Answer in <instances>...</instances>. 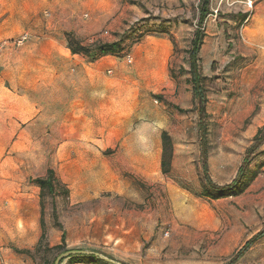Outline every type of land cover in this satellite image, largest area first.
Listing matches in <instances>:
<instances>
[{"label":"rangeland","instance_id":"rangeland-1","mask_svg":"<svg viewBox=\"0 0 264 264\" xmlns=\"http://www.w3.org/2000/svg\"><path fill=\"white\" fill-rule=\"evenodd\" d=\"M33 1L37 11L25 18H8L0 9V43H4L0 76L8 86L16 76L31 81L52 74L49 69L58 66H47L41 45L62 35L66 38L67 32L86 46L119 41L123 53L110 54L125 61L121 70L125 77L113 83L111 101L118 137L114 135L111 143L105 139L109 122L104 113L108 97L101 90L104 79L94 81L97 92L90 113L75 121L82 129L96 128L91 147L68 146L58 155L56 114L33 117L27 132L33 142L21 138L16 144L14 136L1 146L0 137V264L2 257L15 264L24 258L27 264H51L66 250L98 252L123 264H264V162L254 164L255 152L243 164L254 142L246 130L251 117L234 129L227 125L222 129L241 96L240 76L264 51L263 0H251L254 18L243 28L248 0H205L207 13L201 25L203 0H120L117 13L127 17L118 29L110 26L102 10L82 12L76 20L53 19L41 0ZM54 28L59 35L50 33ZM71 29L79 30L78 35ZM197 30L202 33L194 69L203 94L200 102L190 72ZM247 30L253 36H246ZM142 42L166 45L168 59L160 77L145 76L133 84L128 80L133 57L128 63L125 55ZM95 55L94 51L68 54L71 64L59 66L58 73L84 75L97 70L101 76H112L113 71L105 70L106 59L95 62L100 58ZM148 67L152 69L143 62L138 71ZM126 93L129 97L124 99ZM0 113H8L7 98L2 96ZM159 131L160 143L165 131L172 145L167 174L156 154ZM80 152L89 161L79 162ZM49 168L60 186L40 203L33 179L45 176ZM41 204L43 247L32 258L17 250H33L38 244ZM62 233V251L44 250V245L60 244ZM60 264L103 263L74 255Z\"/></svg>","mask_w":264,"mask_h":264},{"label":"crops","instance_id":"crops-1","mask_svg":"<svg viewBox=\"0 0 264 264\" xmlns=\"http://www.w3.org/2000/svg\"><path fill=\"white\" fill-rule=\"evenodd\" d=\"M119 1L41 0L50 11L53 19L76 20L81 17L82 12L88 11V13L93 14V12L96 13L102 10L106 19L110 20V26L116 29L122 26L123 20L127 17L125 12L117 13L116 6ZM34 2L33 0H0V9L8 13V18H25L36 13L37 8ZM71 31H75L77 35L79 33V30L75 29H71ZM251 31L247 30L246 36H253ZM50 33L59 35V32L55 28ZM148 38L150 37L146 36V39ZM41 46L46 54L45 60L47 66H51L52 64L58 66L57 68L49 69L52 71V74L31 78V81L28 77L16 76L14 79L8 80V86L5 84V78L0 76V97L7 98L8 105V113H0V123H3V134L0 137L4 140L1 146H6L14 136L17 138L16 144H21V138L33 142L35 138L27 133L33 126V117L37 114H56V146L58 147V155L61 154V148L68 146L91 147L96 137V128L88 125V128L82 129L80 125L75 124V121L77 116L90 113V103L93 101L92 95H94L93 92H97L94 87V81L96 82L98 79H104L105 86L101 90L108 97V101L104 103V113L108 115L107 121L109 122L105 128V139L109 143L113 142L114 135L118 137V135L114 134L112 125L113 111L111 101L113 83L123 79V76L125 77L121 71L124 68V57L107 55L95 61L99 62L106 59L105 70L113 71V75L109 78L99 75L97 70L84 75L62 74L58 73L59 66L70 65V57L76 56V54H72L67 48L64 35L60 39L56 38V41L49 39ZM168 52L166 45L160 46L156 43L152 45L148 42L138 44V47L133 48L129 53L133 57V64L128 80L133 84H137L145 76H151L153 79L160 77L163 74L162 68L166 66ZM68 54H70L69 58L66 57ZM143 62H147V66H150L152 69L148 67V70L139 72V66ZM240 79L241 96L234 102L232 116L229 117L228 122H223L222 129L224 130V125L234 129L251 117L246 130L254 136L257 130L264 125V51L258 52V59L255 65L247 74L240 76ZM128 97L129 93H126L124 99ZM122 108L120 113H123ZM256 108L257 111L253 113ZM225 116L226 113H223V120H225ZM82 152L78 155V161H89V157ZM156 154L160 162V131L156 143ZM62 155H65V153ZM253 161L254 164L264 162V141L254 154ZM8 255L12 257L11 254ZM2 259V264H15L14 262H9L7 260L8 257H2ZM23 260L27 264V260L25 258Z\"/></svg>","mask_w":264,"mask_h":264},{"label":"trees","instance_id":"trees-1","mask_svg":"<svg viewBox=\"0 0 264 264\" xmlns=\"http://www.w3.org/2000/svg\"><path fill=\"white\" fill-rule=\"evenodd\" d=\"M206 6H207V2L205 0H203L202 6H201V9L199 12V19H198L199 25H201L203 23L204 17L207 13ZM65 36H66L65 39H66L67 48L70 50V52L72 54L88 55L90 52L94 51L96 53L95 56L103 57L106 55H110V54L115 55V54H119V52H122L121 51V44L119 41L97 42L93 46H86V45H83L78 39L73 38V34L70 32H67L65 34ZM201 39H202V33L199 32V30H197L195 32V36L193 39L192 49L190 50V59H191L190 72L192 74V81L194 84V93L197 96L198 102H200V98H202V100H203V94H202V90H201V86H200L199 74L197 72H195L194 69H195V58H196V54L198 52L199 46L201 44ZM199 110L201 113H203L204 107L200 106ZM263 139H264V126L260 127L257 130L256 134L253 137V141H254L253 144L247 148L246 156L243 159L244 165L249 163L250 157L257 151V149L260 146ZM161 143H162V158L160 161V165H161L162 172L164 174H167L170 171V159H171V154H172V145H171L170 137L167 134V132H165V131L161 132ZM243 164L239 168V172L241 171ZM33 182H35L40 189V191H39L40 203H42V200H43L44 195L46 193L49 195H53L56 191L57 186L58 187L60 186V182L56 179L54 172L51 168L47 169L45 176L35 177L33 179ZM232 185H233V183L228 184L227 186L222 188V191H224L225 189H230L232 187ZM66 192H67V190H64V193H66ZM40 213H41L40 226L42 228V234L40 236L38 244L34 247L33 250H30V249L17 250L18 253L26 254L32 258L43 247L42 241L44 238V232H43L44 222H43V217H42L43 216L42 204H41ZM64 239H65V234L62 233L60 244L54 245L52 247H49L48 245H44V250L62 251L64 249V243H65ZM73 256L74 255L69 256V257H73ZM83 256H87V257H90L92 259H96V260H98V262H101L103 264H109V263H107V262H105V261H103V260H101V259H99L93 255H83ZM55 258H56V256L53 258L51 264H53ZM61 262H62V260L60 261V263Z\"/></svg>","mask_w":264,"mask_h":264},{"label":"water","instance_id":"water-1","mask_svg":"<svg viewBox=\"0 0 264 264\" xmlns=\"http://www.w3.org/2000/svg\"><path fill=\"white\" fill-rule=\"evenodd\" d=\"M72 255H93L109 264H123L119 261L109 258L108 256L104 254L93 252V251H84V250H66L64 252H61L59 255L56 256L53 264H59L62 259L67 258Z\"/></svg>","mask_w":264,"mask_h":264},{"label":"built area","instance_id":"built-area-1","mask_svg":"<svg viewBox=\"0 0 264 264\" xmlns=\"http://www.w3.org/2000/svg\"><path fill=\"white\" fill-rule=\"evenodd\" d=\"M263 2H264V0H263ZM247 8H246V17L244 18V20H243V22H242V28L246 25V23L248 22V20L252 17V15H253V7H252V3H251V0H248V2H247ZM107 33V32H106ZM27 37V34H25L24 35V39ZM4 45V43L2 44V43H0V48L2 47ZM125 58H126V61L128 62V63H131L132 62V56L129 54V53H127L126 55H125ZM107 72L108 73H110V70H107Z\"/></svg>","mask_w":264,"mask_h":264}]
</instances>
